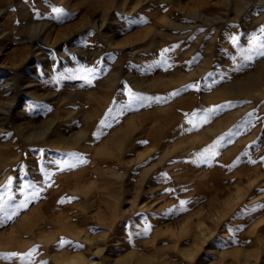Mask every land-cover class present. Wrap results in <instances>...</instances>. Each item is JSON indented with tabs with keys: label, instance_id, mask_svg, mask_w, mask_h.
Wrapping results in <instances>:
<instances>
[{
	"label": "rangeland",
	"instance_id": "obj_1",
	"mask_svg": "<svg viewBox=\"0 0 264 264\" xmlns=\"http://www.w3.org/2000/svg\"><path fill=\"white\" fill-rule=\"evenodd\" d=\"M261 27L264 0H0V264H264Z\"/></svg>",
	"mask_w": 264,
	"mask_h": 264
},
{
	"label": "bare ground",
	"instance_id": "obj_2",
	"mask_svg": "<svg viewBox=\"0 0 264 264\" xmlns=\"http://www.w3.org/2000/svg\"><path fill=\"white\" fill-rule=\"evenodd\" d=\"M53 1H54V2H59L60 0H53ZM147 28H149V27H147ZM143 29H144V28H143ZM144 32H145V30H144ZM142 33H143V32H142ZM146 33H147V31H146ZM144 34H145V33H144ZM144 34H143V35H144ZM143 35H142V36H143ZM138 37H139V36H138ZM47 39H48V38L40 37L39 40H41V43L38 44V45H37V44H34V43L31 42L32 46L34 47V50H36V51H33V52H37V51H38V48L36 47V45L39 46V48H40L43 42H47ZM38 55H39V54H38ZM159 77H160V76H159ZM114 80H115V78H114ZM114 80L111 79L110 82H111V81H114ZM115 82H116V81H115ZM154 82H155V80H154ZM112 83H113V82H112ZM27 84H28V83H27ZM114 84H115V83H114ZM116 84H117V83H116ZM99 85H100V84H98V87L101 86V85H100V86H99ZM102 85H103V84H102ZM152 85H153V84H152ZM150 86H151V85H150ZM106 87H107V86H106ZM139 87H140V86H139ZM100 88H101V87H100ZM102 88H103V87H102ZM94 91H96V89H95ZM96 93H97V92H96ZM14 94H15V93H14ZM90 95H92V94H90ZM16 96H17V95H16ZM147 96H148V95H147ZM155 96H156V95H155ZM148 97H149V96H148ZM14 98H15V97H14ZM16 99H17V98H16ZM14 101H15V99L9 101V103L6 105V107H5V109H4V113H3V114H4V115H3L4 117L2 118L3 120H5V121L8 120V113H9V111L11 110V106L13 105V103H16V102H14ZM150 101H151V100H150ZM138 102H139V101H138ZM138 102H137V103H138ZM138 104H139V103H138ZM136 105H137V104H136ZM133 106H134V105H133ZM140 106H141V105H140ZM140 106H139V108H140ZM130 107H132V105H131ZM134 107H137V106H134ZM134 107H133V108H134ZM128 108H129V107H128ZM85 109L87 110V108H85ZM85 109H84V110H85ZM130 109H132V108H130ZM134 109H135V108H134ZM86 110H85V112H86ZM88 111H89V110H88ZM115 111H116V110H115ZM115 111H114V113H115ZM156 112H157V111H156ZM175 112H176V111H175ZM71 113H72V112H70V113H68V114H71ZM75 113H76V112H75ZM114 113H112V114H114ZM204 113H205V112H204ZM204 113H203V114H204ZM82 114H83V112H82ZM112 114H111V116H112ZM85 115H87V114L85 113ZM85 115H84V116H85ZM109 115H110V114H109ZM109 115H108V116H109ZM115 115H116V114H115ZM198 115H199V113H198ZM88 116H89V115H88ZM134 116H135V115H134ZM134 116H133V117H134ZM113 117H114V116H113ZM113 117H112V118H113ZM130 117H131V116H130ZM133 117H132V118H133ZM135 117H136V116H135ZM202 117H203V116H202ZM12 118H13V117H12ZM12 118H11V119H12ZM87 118H88V117H87ZM87 118H85L86 121H87ZM126 118H127V117H126ZM114 119H115V117H114ZM124 119H125V118H124ZM138 119H139V118H138ZM28 121H29V120H28ZM32 121H33V120H32ZM32 121H31V122H32ZM131 121H132V120H131ZM133 121H134V120H133ZM135 121H136V120H135ZM29 122H30V121H29ZM29 122H28V123H29ZM126 122H128V120H126ZM126 122H125V123H126ZM129 122H130V119H129ZM13 123H14V122H13ZM85 123H86V122H85ZM107 123H108V122H107ZM11 124H12V123H11ZM68 124H69V122H68ZM101 124H102V123H101ZM102 125H103V124H102ZM195 125H196V124H195ZM196 126H197V125H196ZM214 126H215V125H214ZM214 126H213V127H214ZM1 128H2V127H1ZM20 128H21V127H20ZM83 128H84V127H83ZM99 128H100V127H99ZM121 128H123V126H121ZM126 128H127V127H126ZM149 128H150V127H149ZM192 128H194V127H192ZM197 128H198V127H197ZM3 129H4V128H3ZM21 129H22V128H21ZM105 129H106V128H105ZM108 129H109V127H108ZM138 129H139V128H138ZM211 129H212V128H211ZM211 129H210V130H211ZM8 130H9V129H7V131H8ZM18 130H19V129H18ZM31 130H32V129H31ZM40 130H41V127H40ZM40 130H39V132H40ZM96 130H97V129H96ZM98 130H99V129H98ZM119 130H120V129H119ZM122 130H123V129H122ZM126 130H127V129H126ZM189 130H191V129H189ZM189 130H188V131H189ZM208 130H209V129H208ZM41 131H43V129H42ZM84 131H85V130H84ZM114 131H115V130H114ZM120 131H121V130H120ZM120 131H119V132H120ZM105 132H107V131H105ZM115 132H116V131H115ZM115 132L112 131V133H114V134H111V136H112V135H116ZM117 132H118V131H117ZM119 132H118V133H119ZM124 132H125V131H124ZM127 132H130V131L127 130ZM127 132H126V134H127ZM183 132H184V131H183ZM192 132H193V130H192ZM204 132H205V130H204ZM37 133H38V132H37ZM82 133H83V132H82ZM97 133H98V132H97ZM188 133H189V132H188ZM205 133H206V132H205ZM213 133H214V132H213ZM26 134H27V133H26ZM39 134H40V133H39ZM39 134H38V135L36 134L35 136H36V137H39V136H40ZM47 134H48V133H47ZM84 134H85V132H84ZM104 134H105V133H104ZM120 134H123V132H121ZM153 134L155 135V137H157L158 135L161 134V130L158 129V130L155 131ZM153 134H152V135H153ZM171 134H172V133H171ZM200 134H201V133H200ZM31 135H33V134H31ZM31 135H30V136H31ZM60 135H61V134H60ZM62 135H63V134H62ZM46 136H47V135H46ZM79 136H80V135H79ZM82 136H83V135H82ZM121 136H122V135H121ZM121 136H118V138L121 137ZM181 136H182V135H181ZM51 137H52V136H51ZM123 138H124V137H123ZM43 139H44V136H43L42 138L30 139L29 142H36V141L39 142V141H42ZM46 139H48V138L46 137ZM112 139H113V138H112ZM112 139H110V142L113 141ZM121 139H122V138H121ZM99 140H100V139H99ZM108 140H109V138H108ZM116 140H117V139H116ZM124 140H125V139H124ZM21 141H22V140H21ZM49 141H50V140H49ZM66 141H67V139H66ZM114 141H115V139H114ZM114 141H113V142H114ZM120 141H121V140H119V142H120ZM159 141H160V140H159ZM8 142L10 143V141H8ZM8 142H7V143H8ZM15 142H16V141H15ZM47 142H48V141H47ZM62 142H64V141H62ZM97 142H98V141H97ZM116 142H117V141H116ZM119 142H117V143H119ZM123 142H124V141H123ZM171 142H172V141H171ZM1 143H2V142H1ZM71 143H72V142H71ZM111 143H112V142H111ZM114 143H115V142H114ZM133 143H134V142H133ZM28 144H29V143H28ZM38 144H39V143H38ZM44 144H45V143H44ZM90 144L92 145V143H90ZM97 144H98V143H97ZM103 144H104V143H103ZM115 144H116V143H115ZM166 144H167V143H166ZM0 145H1V144H0ZM21 145H22V144H21ZM41 145H42V144H41ZM71 145H72V144H71ZM95 145H96V143H95ZM95 145H94V146H95ZM106 145H107V144H106ZM109 145H110V144H109ZM111 145H114V144H111ZM3 146H4V145H3ZM23 146H24V143H23ZM25 146H26V145H25ZM38 146H39V145H38ZM72 146H73V145H72ZM101 146H102V145H101ZM107 146H108V145H107ZM88 147H89V145H88ZM96 147H97V146H96ZM129 147H131V146H129ZM133 147H134V146H133ZM6 148H7V147H6ZM15 148H16V147H15ZM15 148H14V149H15ZM18 148H19V147H18ZM25 148H26V147H25ZM28 149H29V148H28ZM93 149H94V148H93ZM121 149H122V148H121ZM133 149H134V148H133ZM172 149H173V148H172ZM61 150H62V149H61ZM134 150H135V149H134ZM174 150H175V148L173 149V151H174ZM22 151H23V150H22ZM22 151H20V152H22ZM88 151H89V150H88ZM99 151H100V150H99ZM129 151H130V149H128L126 152H129ZM135 151H136V150H135ZM155 151H156V149H155ZM163 151H164V150H163ZM5 152H6V151H5ZM13 152H14V151H13ZM25 152H26V151H25ZM131 152H132V150H131ZM151 152L153 153L154 151H151ZM9 153H10V152H9ZM11 153H12V152H11ZM15 153H16V151H15ZM15 153H14V154H15ZM90 153H91V152H90ZM98 153H99V152H98ZM114 153H115V152H114ZM114 153H113L112 155H114ZM157 153H158V152H157ZM0 154H1V151H0ZM2 154H3V153H2ZM2 154H1V155H2ZM82 154H83V152H82ZM115 154H116V153H115ZM96 155H97V154H96ZM120 155H121V154H120ZM148 155H149V154H148ZM148 155H147V156H148ZM161 155H163V154H161ZM179 155H180V154H179ZM4 156H6V155H4ZM10 156L13 157L12 154H11ZM10 156H7V157L9 158ZM16 156H17V155H16ZM16 156H15V158H16ZM19 156H20V155H19ZM115 156H116V155H115ZM98 157H99V155H98ZM0 158H1V157H0ZM4 158H6V157H4ZM145 158H146V157H145ZM161 158H162V157H161ZM11 159H12V158H11ZM98 159H99V158H98ZM179 160H180V159H179ZM1 161H2V160H0V164H1ZM11 161H12V160H11ZM18 161H19V160H17V162H18ZM139 161H140V160H139ZM9 162H10V161H9ZM12 162H13V161H12ZM17 162H16V163H17ZM24 162H25V161H24ZM168 162H169V161H168ZM99 163H100V162H99ZM8 164H9V163H8ZM14 164H15V163H14ZM11 165H12V164H11ZM0 166H1V165H0ZM7 166H8V165H7ZM98 166H99V164H98ZM112 166H113V165H112ZM161 166H162V165H161ZM1 168H2V166H1ZM1 168H0V169H1ZM91 168H92V167H91ZM245 168H247V167H245ZM8 169H9V166H8ZM8 169L6 168V170H8ZM93 170H94V169H93ZM258 170H259V168H258ZM258 170H257V171H258ZM164 171H165V170H164ZM243 171H244V170H243ZM6 172H7V171H5V173H6ZM93 172H94V171H93ZM5 173H3V174H5ZM248 174H249V173H248ZM6 175H7V174H6ZM6 175H3V176H6ZM102 175H103V174H102ZM62 176H63V175H62ZM119 176H120V175H119ZM119 176H118V177H119ZM120 177H121V176H120ZM120 177H119V178H120ZM141 177H142V176H141ZM144 177H145V176H144ZM247 177H248V176H247ZM114 178H115V176H114ZM116 178H117V176H116ZM212 179H213V178H212ZM212 179H211V180H212ZM144 180H145V179H144ZM147 180H148V179H147ZM140 181H141V180H140ZM258 181H259V180H258ZM61 182H62V181H61ZM143 182H144V181H143ZM140 183H141V182H140ZM197 183H198V182H197ZM255 183L257 184V182H255ZM255 183H254V184H255ZM141 184H142V183H141ZM59 187H60V186H59ZM139 187H141V186H139ZM248 187H249V186H248ZM52 189H53V188H51V191H52ZM82 189H83V188H82ZM136 189H137V188H136ZM142 190H143V189H142ZM89 192H90V191H89ZM140 192L142 193L141 190H140ZM140 192H139V193H140ZM141 193H140V194H141ZM143 193H144V192H143ZM140 194H137V195H139L138 197H140ZM141 195H142V194H141ZM134 196L136 197V195H134ZM142 196H143V195H142ZM86 197H87V196H86ZM135 199H136V198H135ZM141 199H142V198H141ZM138 200H140V198H139ZM138 200H137V201H138ZM151 202H152V201H151ZM138 203H139V202H137V204H138ZM140 203H141V201H140ZM143 204H144V203H143ZM133 205H134V204H133ZM139 205H140V204H139ZM134 208H135V206H134ZM46 210H47V211H46V213H47L49 210H48V209H46ZM134 210H135V209H134ZM132 211H133V209H132ZM40 215L42 216V214H40ZM43 215H45V213H44ZM54 215H55V214H54ZM42 217H43V216H42ZM51 217H52V216H51ZM33 218H34V217H33ZM40 218H41V217H40ZM53 218H54V217H53ZM43 219H44V218H43ZM32 221H33V219H32ZM44 222H45V223H44ZM57 222H58V221H57ZM57 222H56V221L53 222L52 220H50V218H47V219L44 220V221H41V220H39V218H38V219H37V223L34 222V224H33V223L31 222V223H32L31 225H27V226L24 225L25 227L21 228V231H22V234H24V233H30V234H29V240H28V241L34 239V237H35V235L33 234L34 231H36V232H37V231H38V232H41L40 235H41L42 237L46 236V235H45L46 233H52V232H53V233H54V232H59V233H60V232H68V231H64V230H68V229H69V227H68L69 224H68V225H63V224H61V223H57ZM59 222H61V221H59ZM64 223H65V222H64ZM46 230H48V231H46ZM17 231H20V230L17 229ZM17 233H18V232H17ZM19 233H20V232H19ZM69 233H70V232H69ZM74 235H75V236H78V237H80V238L83 237V236L81 237L78 233H77V234L75 233ZM213 235H214V234H213ZM41 236H40V237H41ZM20 237H21V236H20ZM204 237H205V236H204ZM22 238H23V237H22ZM47 238H48V237H47ZM83 238L86 240V239L89 238V236L86 235V236H84ZM35 239H36V238H35ZM42 239H43V238H42ZM42 239H41V240H42ZM44 239H45V238H44ZM14 240H15V238H14ZM14 240H13V241H14ZM38 240H40V238H39ZM41 240H40V241H41ZM58 240H59V238H58ZM17 241H18V240H16V242H17ZM24 241H26V240L24 239ZM24 241H23V242H24ZM14 242H15V241H14ZM26 242H27V241H26ZM45 242H46V241H45ZM56 242H57V241H56ZM20 243H21V242H20ZM31 243H32V242H31ZM41 243H42V242H41ZM43 243H44V242H43ZM17 244H18V243H16V245H17ZM22 244H23V243H22ZM28 244H29V243H26L27 246H29ZM24 245H25V244H23V246H24ZM17 246H18V245H17ZM18 248H19V247H18ZM46 248H47V247H46ZM21 249H22V248H21ZM15 250H16V249H15ZM45 250H46V249H45ZM17 251H18V250H17ZM47 251H48V250H47ZM97 251H99V250H97ZM20 252H21V251H20ZM23 252H24V251H23ZM52 257H57V255H56V254H55V255H52ZM192 258H193V256H192V257H189L188 259L190 260V259H192ZM84 261H85V260H84ZM87 264H95V263H93L92 261H87ZM116 264H118V263H116Z\"/></svg>",
	"mask_w": 264,
	"mask_h": 264
},
{
	"label": "snow or ice",
	"instance_id": "obj_3",
	"mask_svg": "<svg viewBox=\"0 0 264 264\" xmlns=\"http://www.w3.org/2000/svg\"><path fill=\"white\" fill-rule=\"evenodd\" d=\"M54 10L57 11V12L62 11V10H60V9H54ZM259 31H260V33H261L262 35H261L260 37L253 35V36L251 37V40H252V41H260V43H259V55H260V56H264V27H261V29H260ZM234 39H235V38H234ZM255 50H256V46L253 45V47H250V48L246 49L245 51H247L248 53H251V52H253V51H255ZM193 87H196V86H193ZM173 95H175V93H174ZM134 99L137 100V101H141V102H142L143 100H145V99H150V98H147V97H139V96H137V97H134ZM157 99H158V98H157ZM215 111H216L215 109H209V110L207 111V113H205L204 116H203L204 122H207L209 115L212 114V113H214ZM193 115H195V114H193ZM73 166H74V165H71V164L68 165V167H73ZM46 175H47V173H46ZM29 186H30V185H27V184L24 185L25 188H27V187H29ZM8 199L11 200L12 197L9 196ZM182 203H183V202H182ZM23 206H24V205H21V207H23ZM0 213H2V214H3L5 217H7V218H11V215H14V214H15V213H9V212L6 210V205L3 204V203H0ZM68 243H71V242L61 239V241H60V246L63 247L65 244H68ZM34 251H35V250H33V252H30V253L27 254V255H28V259L24 260V264H32L31 257H32V255H33Z\"/></svg>",
	"mask_w": 264,
	"mask_h": 264
}]
</instances>
